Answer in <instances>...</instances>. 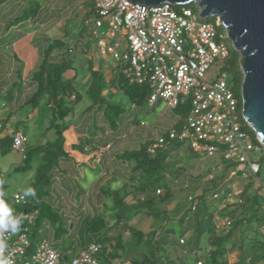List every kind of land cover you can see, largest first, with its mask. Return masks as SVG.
Wrapping results in <instances>:
<instances>
[{"label": "trees", "instance_id": "16d2710c", "mask_svg": "<svg viewBox=\"0 0 264 264\" xmlns=\"http://www.w3.org/2000/svg\"><path fill=\"white\" fill-rule=\"evenodd\" d=\"M179 8L175 7V9ZM185 8H190L193 12L197 11L194 4L185 5ZM92 15L93 3L86 17ZM29 17L26 16L25 19ZM218 29H222V27H216L217 31ZM83 31L84 27L79 31V35L83 36ZM225 42L229 49V55L225 59L221 71L225 73L226 77L227 75L232 76V82L229 86L238 101V109H240V84L242 79L239 69L240 56L227 40ZM65 46L66 43L59 39L50 42L44 49L42 57L27 84L23 85L21 83L22 76L19 75L18 82H15L11 89L7 92L0 91V101L2 100L0 111L6 106H11L10 110L14 113L21 108L29 107L33 110L44 105V111L49 116L46 130L52 131L54 135L51 141H47L44 144L26 145L25 158L22 159L23 164L14 169V172H28L32 167V160L39 158L36 173L31 183V188L35 189L36 195L34 197H26V204L20 206V209L26 211H37L28 236L31 247L36 246L42 240H46L49 243L42 232L37 229L38 224L41 222L49 224L54 229L53 235L56 241L62 240L64 242L65 237H68L70 232V223L66 222L63 216L56 212L49 203V197L52 195L55 169H58L61 162L70 155V151H67L65 146V132L71 126L70 119L67 118L74 113L75 106L83 100L82 92L75 89V82L78 76L73 61L68 58V51L58 53L56 59L52 57L53 53L59 52ZM115 67H119V64L116 63ZM69 70L75 71L76 75L73 78L65 77V73ZM86 73H89L90 78L86 82L87 86L84 93L88 98L89 106L84 111H93L95 115L100 113L103 117L107 114L109 116L114 114L115 117L119 118L122 115L120 108L107 103L103 94L107 84L105 83L107 75L101 69L94 70L93 65L89 61ZM108 82L113 84V86L116 85L121 90L131 104L132 110L141 108L145 104L148 105L147 100L151 91L146 84L129 82L122 72L118 73L115 80L110 78ZM29 87L34 89L29 96H25L24 89ZM172 110L178 115L179 121L169 130L180 131L190 110L189 103L185 101ZM128 119H130L128 122L137 124V119L134 115ZM4 123L0 119V133L4 129ZM241 124L242 130L249 135L252 142L259 145L252 130L242 120ZM115 125V122L109 119L108 126L112 131L115 129ZM15 130L16 132L14 133L19 132L17 131L19 127L17 126ZM167 133L162 136H167ZM12 137L13 135L0 137V155L13 151L11 148ZM89 140H86V136H83L77 143L72 144L70 149L84 153L85 146L91 145ZM152 144L142 145L132 151L118 152L115 160L120 165L116 167L113 175L116 180L119 179L121 181L119 187L102 188L99 196V199L105 201L103 210L106 207V200H110L111 207L109 210L112 212V216H107L106 212L101 210L98 215H91L83 221V231L86 237H90V241H85L86 245L80 249H84L90 244H99L101 249L96 257L98 264H187L184 256L195 254L202 248L204 250L205 248L201 246L205 237L207 251L204 250L201 255L196 253L194 262L190 264H196L197 262H201V264H224L226 240L237 232L243 233V239L245 236L246 230L242 224L246 215L243 216L237 213L240 212V207L245 205L244 201L239 199V210H233L230 216H227L226 219L224 218L230 224L225 226V229H222L221 234L217 233L213 225L212 214L215 210L213 206L196 205L193 211L189 207L177 219L179 227L177 229L180 231L178 240L175 243L173 238L171 242L170 236H174L176 232L178 233V230L173 227V224L168 227L161 225L162 221H170L168 211L161 209V206L172 200L174 183L184 171L181 167H176L175 169V163L169 159L167 147L163 150H156L154 154L148 153V148ZM168 144H172L173 148H178L183 143L169 141ZM91 150L93 155L89 160L95 161L96 156L99 155L100 148L93 145ZM257 163L259 164L258 156ZM259 173L260 164L259 171L255 176H258ZM106 175L108 173L104 172L103 176L105 177ZM157 190H160L159 194H156ZM10 197L11 195L4 196L3 199L7 202ZM250 206L247 212L250 213L251 208H254L253 215L254 217L256 216V220L264 222L262 216L257 217L259 208H255L254 203H251ZM193 215L197 218L194 223L190 220ZM200 215L203 218L198 220ZM137 216L150 217L158 223L148 232H145L141 228L136 227V225L130 224L131 220ZM223 216L225 217V213H221L219 219H223ZM126 232L128 234L127 237H125ZM181 240L182 243L180 242ZM49 245L62 253L64 259H69L70 256L80 250L78 249L74 252L70 249L71 245L62 250L57 249L56 245L52 246L50 243ZM175 245L180 249L177 250L173 247ZM170 246L174 249L168 258L165 255V251Z\"/></svg>", "mask_w": 264, "mask_h": 264}, {"label": "built area", "instance_id": "2783aa9c", "mask_svg": "<svg viewBox=\"0 0 264 264\" xmlns=\"http://www.w3.org/2000/svg\"><path fill=\"white\" fill-rule=\"evenodd\" d=\"M92 3L93 15L84 20V26L88 31L93 26L91 32L99 36L97 47L101 56L108 54L121 65L122 74L129 82L148 86L151 91L148 106L164 102L174 109L185 101L189 103L182 129H171L167 136H160L148 148V153L165 149L169 141H178L187 144L197 155L218 156L234 164L232 174L239 173L243 178L255 176L259 171L257 155L263 147L259 142L254 144L242 130L241 105L238 109L225 73L219 68L218 76L207 77L209 70L229 55L225 31L218 34L216 30L221 27L219 20L214 17L213 23L208 22L207 17L199 16L198 9L193 12L185 5L153 6L127 0H92ZM104 26L109 33L103 31ZM116 35L119 40L112 43ZM27 142L22 132L12 137L11 148L21 159L25 158ZM100 153L101 150L96 156L97 162ZM261 185L264 188V182ZM159 193L157 190L156 194ZM188 201L193 211L196 200L189 196ZM6 203L21 226L15 234L0 230V242L5 245L0 250V264H98L99 244H90L69 259H64L46 240L31 247L28 236L37 211L20 209L26 204V198L19 192L12 194ZM229 224L222 219L216 221L218 227Z\"/></svg>", "mask_w": 264, "mask_h": 264}, {"label": "crops", "instance_id": "0c3cea01", "mask_svg": "<svg viewBox=\"0 0 264 264\" xmlns=\"http://www.w3.org/2000/svg\"><path fill=\"white\" fill-rule=\"evenodd\" d=\"M91 4L92 0H0V91L7 92L11 89L14 83L18 82L19 75L22 76L21 83L23 85L27 84L42 57L44 49L50 42L59 39L64 41L66 46L59 50V52L53 53L52 57L56 59L58 53L70 52L68 58L73 61L78 76L75 82V89L81 91L82 95H85L86 82L90 78L86 73L88 70V61L93 65L94 70H103L107 68L102 64V60H104L106 56H102V59H96L95 56L91 55L90 48L85 45L84 37L79 35V32L77 33L78 39L72 41L67 40L68 32L64 27L67 14H70V17L73 18L78 15L79 9H81L82 13H80L79 16L81 18L78 20L83 26V20L87 18L86 14L90 10ZM61 7L63 9H60ZM27 10L31 12L30 17L23 20V16ZM62 11L67 12V14L59 13ZM61 26H63L64 30H62L60 35H57L55 31L57 32V29ZM82 26L79 30L82 29ZM28 29L33 30L28 32ZM25 30H27V32ZM81 57L87 58L85 62H81ZM7 60H9V62ZM79 66L80 69L84 70L82 74L81 71L79 73L77 70ZM111 74H113V70ZM75 75V71L72 70L65 73L66 78H73ZM33 89V87L24 89L25 96H29ZM84 95L82 102L75 106L74 113L67 118L70 119L71 126L65 132V146L67 151H70V155L61 162L58 169H55L52 195L49 197V203L55 210L56 208L61 209L64 214L63 219L70 223V232L68 236H73V230L76 228L78 230V235L86 237L82 227L83 221L91 215H98L101 210H103L105 201L99 199L101 189L103 188L101 184L104 180L108 181L109 177H115L113 172L116 170V167L120 165L115 159L120 151L114 147L112 142L102 137L100 138L96 131L93 139L89 140V138L86 137V140H89L91 145L85 146L84 153L70 149L72 144L77 143L81 137L86 136L83 126L86 122L85 118L91 119L92 116L95 115L93 111H84L89 104L80 111H77V107L85 101L86 95ZM10 107L6 106L0 111V119L5 122L0 137L14 135L17 126L19 127L17 131L26 135L23 130L27 129L31 124L39 128L40 135L38 142L40 141L41 144H44L47 141H51L46 140L44 142L43 140L48 138L47 135L52 132L46 130L49 123V116L44 111V105L33 110L29 107L21 108L14 113L11 112ZM24 109H29V111L20 119L18 116ZM81 117L84 118L83 124L81 123L82 125L78 122ZM100 117H102L101 120L103 122V116L100 115ZM74 118L76 122H74ZM107 129H109V126ZM27 145L30 144L27 143ZM93 145L98 146L101 150L100 162L89 160L93 155V151L91 150ZM108 146L109 148H107ZM190 163L192 165H197L198 169L196 168V170L195 167L192 166L193 171L180 175L178 178L180 182L178 180L175 181L181 183V188L188 190L186 192L187 195H185L187 201L185 200V203L181 205V214L171 219V213H175L178 207L177 203L174 205L173 209L169 211L167 209L170 221H162L161 225L168 227L173 224V227L178 230L177 219L189 209L190 203L188 202V197L192 196L196 200L197 206L207 205L208 207L213 206L215 208L212 214V221L217 233L221 234L220 232L225 228L216 225L217 219L221 217V213H225V217H222V220H225L227 216L231 215L233 210H239L240 204H238V200L242 199L245 205L240 207V212L237 213L243 216L246 215L243 218L242 224L246 230L244 236L245 240L241 232H237L234 236L226 240L224 264H262V260L264 259V222L256 220V216L254 217L253 215L254 208H251L250 213L247 211L251 207V203H254V207L259 208L257 217L262 216V218H264L263 186L253 181V175H249L248 178H243L239 173L232 174L235 170V166L228 162L225 164L217 163L212 168H207V170H205L206 172L200 171L202 168L200 169L199 164L191 161ZM93 164H97L99 169L96 170ZM84 172L87 174H94L95 179L92 181L90 175L87 177ZM104 172L108 173L105 177L103 176ZM15 173L17 172H14V174ZM210 176H212V178H210ZM4 179L5 178L0 179V182L3 183V185H0V191L5 193L4 196H10L18 192L22 193L19 191L21 185L16 186L17 183H15L14 186L10 185L8 181ZM80 181H83L85 186L91 188L90 194H88V204L90 203L89 206L91 207L86 213H84L81 208L73 207V204H71L73 202H68L67 199H64L65 197L59 198V193L62 190L70 192L80 186ZM116 181L120 180L118 179ZM11 190H13V193ZM175 195L173 191V198L171 201H173ZM68 204L69 207L66 209ZM56 205L59 206L57 207ZM62 205H64V207H60ZM80 205H83V203ZM202 218L201 215L198 216V220ZM196 219L195 215L190 218L193 223ZM155 223L156 221L153 219L150 226L153 227ZM37 229H39L45 237L54 234V229L49 224L43 222L38 224ZM205 240L206 238L204 237L201 247L205 248ZM85 245V241L81 240L78 244V249ZM73 248L74 246H70V249L73 250ZM204 250L207 251L206 249Z\"/></svg>", "mask_w": 264, "mask_h": 264}, {"label": "rangeland", "instance_id": "374dc122", "mask_svg": "<svg viewBox=\"0 0 264 264\" xmlns=\"http://www.w3.org/2000/svg\"><path fill=\"white\" fill-rule=\"evenodd\" d=\"M60 9H63L62 7ZM59 13H65L67 14V12L62 11ZM58 13V14H59ZM80 13H82L81 9H79L77 18L76 16L71 18L70 14H67V18L65 21V29L68 32V37L67 40H76L78 39L77 33L80 31L79 29L81 28L82 24L80 23V21L78 19H80L81 17L79 16ZM31 12H29L27 10V12L25 13V15L23 16V20H25L26 16H30ZM208 22L213 23L214 22V17H209ZM82 27H84V31H83V37L85 40V45L87 47L90 48V52L91 55L95 56L96 59L100 58L102 59V56L98 50L97 47V40L99 38L96 37L91 31L94 29L92 26V30L88 31L87 28L83 25ZM39 28V27H36ZM63 26L59 27L57 29V32L55 31V33L57 35H60L62 33V30H64ZM33 29H28V32H31ZM27 32V30H25ZM24 31V32H25ZM103 31L106 33H109L110 30L104 26L103 27ZM218 34H224L223 29H218ZM116 39L112 40L111 42L113 43L116 40H119V36L116 35ZM225 41V40H224ZM226 43V42H225ZM122 44H124V40H122ZM123 46V45H122ZM70 54V52L68 53V55ZM75 56V55H73ZM81 62H85V60L87 58H82L81 57ZM9 62V60H7ZM224 61H218L216 63L215 66H213L208 74L207 77L213 78L214 75L218 76V74L220 73L219 68H221L224 64ZM102 64L105 66L106 69H103L102 71L107 75L106 79H105V83L106 84V88L103 92L104 96H105V100L107 101V103H109L112 106H116L119 107L122 115L117 118L115 117L114 114H111V116H109V114L105 115L103 117V122H102V117H100V113L97 115H93L92 118H85L86 122L83 124L82 122L84 121V118H80L78 120L79 124L84 126L85 129V135L87 138L89 139H93L94 137V133L96 131V133H98V135L100 136V138H104L110 142H112L114 144V147L118 149V151H132V150H136L137 148H139L142 145L145 144H152L153 142H156V140L162 136L165 135L167 133V131L176 123L179 121L178 115L176 114V112L170 108H168L166 106V104L164 102H158L156 105H154L153 107L148 106V105H143L141 108L132 110V106L131 104L128 102L127 98L123 95V93L121 92V90L113 84H110L108 82V79H113L115 80L118 73L122 72V67L121 65H119V67H115V62L112 60V58L107 54L106 58L104 60H102ZM83 66V64H82ZM78 72L81 74L83 73L84 70L77 69ZM113 70V74L112 73ZM88 71V70H87ZM87 75L89 76V73H87ZM226 81L227 84L229 85L232 82V76L231 75H227L226 77ZM84 95V94H83ZM85 96V95H84ZM88 98L85 96V101L84 103L80 104L77 107V111H80L83 107H85L87 104H89V101L87 102ZM0 104H2V100L0 101ZM29 111V109H24V111L19 114V118L21 119V117H24L25 114ZM132 115L135 116V118L137 119V124H133L128 122ZM109 119H111L112 121L115 122V129L112 131L110 128H108V122ZM74 122H76V119L74 118ZM82 123V124H81ZM26 133V137L28 139V144L30 145H37V144H41V142H38V138H39V128L36 125H29V127L27 129L23 130ZM48 138L43 139L44 142L46 140H52L54 135L53 132H50V134L47 135ZM43 142V143H44ZM169 143V142H168ZM167 149H168V153H169V159L171 162L175 163V169L176 167H181L185 173H189L192 170V166L195 167V169L197 167V165H192L190 163L191 162H195L197 164H199L200 167V171L201 172H206L205 170H207V168H212L215 164L217 163H221V164H225L226 162H224L221 158L219 157H207L204 154H200V155H196L194 154L190 148L187 146V144L183 143L181 144V146H179L178 148H173V145H167ZM258 162L260 164V173L258 174V176H253V181L256 183H263L264 182V153L263 151L261 153H259L258 155ZM223 162H222V161ZM39 158H35L32 160V167L28 172H17L14 174L13 169L21 166L23 164V161L21 159V156L15 152V151H11L5 155H0V179L1 178H5V181H8V183L10 185H13L15 183L16 186L21 185L19 191L20 192H24V190L26 188L31 187V183L34 179L35 173H36V167L38 164ZM93 166H95L94 168L96 170L99 169V166L97 164H93ZM196 169V170H197ZM199 171V172H200ZM85 175H90V178H92V181L95 179L94 178V174L92 173H86L84 172ZM172 177V176H171ZM180 180V179H179ZM178 180V181H179ZM259 181V182H258ZM81 183L80 186L78 188H75L73 190H71L70 192H67L66 190H62L59 193V198L61 199L62 197H65L64 199H67L68 202L71 203V201L73 203L72 206L76 207V208H81L83 210L84 213H86L87 210L90 209L91 206H89L88 202H89V196L88 194H90L91 188L88 186H85L83 184V181H80ZM109 182V183H107ZM180 182V181H179ZM179 182H175L174 183V187H173V191L175 195V198L173 199V201L169 202L168 204H163L161 206V209H168L171 210L173 209L174 205H176L177 203V208L175 213H171L172 214V218H176L178 215L181 214L182 211V204L185 203L186 200V192L188 190H185L184 188H181V183ZM120 184V181H116V178H112L109 177L108 181L104 180V182L101 184V186L103 188H118ZM0 185H3L2 182H0ZM13 190H11L12 192ZM13 193V192H12ZM54 195V194H53ZM55 196V195H54ZM187 201V200H186ZM110 200H106V207L103 211L106 212L107 216H112V212L109 210L111 205H110ZM81 203H83V205H80ZM57 207L59 205H56ZM60 207H64V205L60 206ZM69 207H66V209ZM56 212L60 213L62 216L63 211L61 209L56 208L55 210ZM83 218V217H82ZM152 218L149 217H142V216H137L136 218L132 219L130 224L131 225H136V227L141 228L142 231L148 232L150 229H152L151 223H152ZM176 220V219H175ZM174 220V221H175ZM262 222V221H261ZM74 223V222H72ZM158 222L155 223V225ZM76 227V225H75ZM74 235L73 236H68L65 237L64 242L62 240H57L54 235L48 236L46 237V239L49 241V243L53 246L56 245L57 249L62 250L63 248L67 247L68 245L74 246L73 250H75L74 252H76V250L78 249V244L81 242V240L84 241H90V237H81V235H78V230L75 228L73 230ZM180 233L179 229H178V233L176 232V234L174 236H170L171 242L174 241L176 243V241L178 240V234ZM127 232L125 233V237H127ZM175 247L177 250H179L180 248L175 245L173 246ZM207 247L205 246V249ZM173 249L171 246L165 251V255L166 257H168L170 255L171 252H173ZM197 255H201L204 253V250H199L196 252ZM195 253V254H196ZM195 254H187L184 256V260L187 264L193 263L194 262V257ZM169 258V257H168Z\"/></svg>", "mask_w": 264, "mask_h": 264}, {"label": "water", "instance_id": "95a60500", "mask_svg": "<svg viewBox=\"0 0 264 264\" xmlns=\"http://www.w3.org/2000/svg\"><path fill=\"white\" fill-rule=\"evenodd\" d=\"M130 3L194 6L215 17L239 54L241 112L264 151V0H127Z\"/></svg>", "mask_w": 264, "mask_h": 264}, {"label": "clouds", "instance_id": "9594fccd", "mask_svg": "<svg viewBox=\"0 0 264 264\" xmlns=\"http://www.w3.org/2000/svg\"><path fill=\"white\" fill-rule=\"evenodd\" d=\"M5 193L0 191V230L15 234L20 230V220L18 217L13 216L12 209L8 206V204L3 199ZM36 195L34 188H26L23 192V196L34 197ZM5 245L0 242V250H3Z\"/></svg>", "mask_w": 264, "mask_h": 264}]
</instances>
